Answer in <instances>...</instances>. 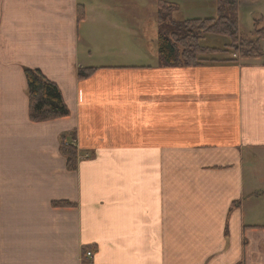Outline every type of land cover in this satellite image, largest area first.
<instances>
[{
  "label": "crops",
  "instance_id": "obj_1",
  "mask_svg": "<svg viewBox=\"0 0 264 264\" xmlns=\"http://www.w3.org/2000/svg\"><path fill=\"white\" fill-rule=\"evenodd\" d=\"M157 2L0 0V264H264V57L165 65ZM25 68L68 117L29 120Z\"/></svg>",
  "mask_w": 264,
  "mask_h": 264
},
{
  "label": "trees",
  "instance_id": "obj_2",
  "mask_svg": "<svg viewBox=\"0 0 264 264\" xmlns=\"http://www.w3.org/2000/svg\"><path fill=\"white\" fill-rule=\"evenodd\" d=\"M238 0H218L221 12L218 18L174 20L176 12L174 5L163 0L157 2L158 34L156 46L165 65L198 66L212 55L235 53L241 59H258L263 55L260 42H264V26L260 29L254 26L255 40L239 39L236 15ZM78 20L84 18V10L79 7ZM225 37L230 40L222 48L201 45L204 37ZM96 69H81L78 78L83 79ZM29 100L28 117L32 122H42L69 116L61 92L57 85L48 80L38 69H24ZM75 139V133L72 132ZM60 153L65 157L66 169H77L78 155L74 145L67 144L62 136L59 146ZM53 205L68 207L71 204L54 202Z\"/></svg>",
  "mask_w": 264,
  "mask_h": 264
},
{
  "label": "rangeland",
  "instance_id": "obj_3",
  "mask_svg": "<svg viewBox=\"0 0 264 264\" xmlns=\"http://www.w3.org/2000/svg\"><path fill=\"white\" fill-rule=\"evenodd\" d=\"M181 1H190V0H181ZM200 0H191L192 5L188 7V12L191 13L189 15H184L185 10L183 7L184 4L181 5V11H176L174 13L173 19L174 20H183L186 16H208V18H218L219 13L221 12V7L216 5V0L214 1V6L212 9H208L204 3H199ZM198 11H193V6L198 4ZM207 10V11H206ZM194 18V17H192ZM201 18V17H199ZM205 18V17H202ZM201 18V19H202ZM236 23H237V30H238V37L239 39H250L255 40L254 34V26L260 29L264 26V0H238L237 4V15H236ZM230 40L225 37H203L201 39V45L206 47H216L222 48L226 44H228ZM260 46L263 48V55L264 57V42H260ZM257 164L264 165V154L257 155ZM258 173L262 176L261 180L264 181V168L260 171L257 170ZM261 191L260 194L264 193V185L260 186ZM264 197V195L260 196Z\"/></svg>",
  "mask_w": 264,
  "mask_h": 264
}]
</instances>
